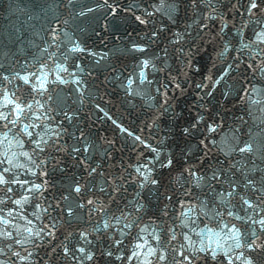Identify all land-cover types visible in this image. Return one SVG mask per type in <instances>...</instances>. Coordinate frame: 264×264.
Returning <instances> with one entry per match:
<instances>
[{
  "label": "water",
  "instance_id": "obj_1",
  "mask_svg": "<svg viewBox=\"0 0 264 264\" xmlns=\"http://www.w3.org/2000/svg\"><path fill=\"white\" fill-rule=\"evenodd\" d=\"M251 3L0 0V114L8 117L0 120V150L38 115L118 70L188 37L264 16V0ZM38 77H46L43 90L33 87ZM5 97L13 103L5 106Z\"/></svg>",
  "mask_w": 264,
  "mask_h": 264
},
{
  "label": "snow or ice",
  "instance_id": "obj_2",
  "mask_svg": "<svg viewBox=\"0 0 264 264\" xmlns=\"http://www.w3.org/2000/svg\"><path fill=\"white\" fill-rule=\"evenodd\" d=\"M251 7H252V8L257 7V5H256V3H255V0H252ZM260 38H261V39H264V36H261ZM74 50H75V51H80L79 48L74 49ZM140 50L142 51L143 49H140ZM144 64L147 65V64H148V61H144ZM22 79L24 80L25 83H28V82H29V77H27V76L22 77ZM37 79L39 80V83H38V85H33L34 89H36V90H43V89L45 88L46 77H45V78H39V77H38ZM5 100H6V104H5V106H7V104H9V103H13V102H12L11 100H9L7 97H5ZM28 107L30 108L31 105H28ZM15 108H16V111H17V116H19V115L23 112V108H22L19 104H16V105H15ZM7 118H8L7 115L0 114V120H6ZM13 123H15V122L13 121ZM24 130H25V132H27V127H25ZM28 135H31V133H28ZM240 151H241V152H248V151H251V147L248 146V145H246L245 147H242V148L240 149ZM25 155H27V153H25ZM8 171H10V169H8V168H4V169L0 170V184L8 183V180L5 178V173H7ZM40 188H41V185H34L33 189H31V190H33V191H38ZM75 191H76V192H79V191H80V188L77 187V188L75 189ZM229 195H231V193H229ZM15 203L19 205V204L22 203V201H21V200H17V201H15ZM89 203H91V201H89ZM245 203H247V201H245ZM249 206L251 207V205H249ZM258 222H259L261 225H264V219H261V220L258 221ZM5 223H7V221H5ZM106 226H107V225H106ZM37 235H38V233H37ZM236 246H237V247H240L239 243H237ZM137 247H138V248H143L144 245H143V244H139V245H137ZM249 247H251V245H249ZM80 251L83 252L84 249H80ZM153 252H154V250H152V249L149 250V254H152ZM136 254H137V253H134V255H136ZM213 255H215V253H213ZM88 259H91V256H89ZM161 259H163V257H161ZM249 264H250V262H249Z\"/></svg>",
  "mask_w": 264,
  "mask_h": 264
}]
</instances>
